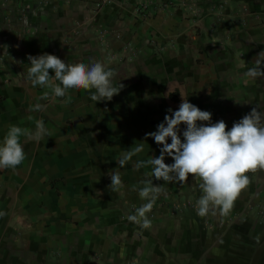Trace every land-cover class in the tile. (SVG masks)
Listing matches in <instances>:
<instances>
[{
    "label": "crops",
    "instance_id": "0c3cea01",
    "mask_svg": "<svg viewBox=\"0 0 264 264\" xmlns=\"http://www.w3.org/2000/svg\"><path fill=\"white\" fill-rule=\"evenodd\" d=\"M44 53L101 62L123 88L110 101L82 88L55 97L27 79L28 55ZM259 53L264 0H0V143L10 125L34 132L43 120L49 132L22 135L24 161L0 168V264H264V170L247 173L227 215L200 216L199 178L165 182L135 168L160 155L145 135L181 96L227 130L253 107L264 112V76L245 75ZM134 143L144 150L113 191L107 174ZM146 180L164 192L145 229L127 217L147 203Z\"/></svg>",
    "mask_w": 264,
    "mask_h": 264
},
{
    "label": "clouds",
    "instance_id": "9594fccd",
    "mask_svg": "<svg viewBox=\"0 0 264 264\" xmlns=\"http://www.w3.org/2000/svg\"><path fill=\"white\" fill-rule=\"evenodd\" d=\"M258 56L262 58L257 59L255 66L247 70L246 76H264V54L259 53ZM27 59L30 62L27 79L32 86L50 89L55 97H64L69 89L82 88L95 89L91 95L93 101H110L123 88V84L119 89L113 86L115 73L111 69L106 70L101 62H93L91 65L82 62L68 64L48 53L28 55ZM50 70L54 75H50ZM48 95L45 91L41 98L45 99ZM181 97L178 110L169 108V114L157 125L156 131L145 135V140L151 137L157 145L162 146L160 155L151 156L147 161H137L135 168L139 170L151 166V175L165 182L175 180L183 183L189 176L199 178L202 195L196 201L197 214L206 216L210 212L216 214L218 210L221 215H227L240 193L250 183L247 173L264 170V112L253 107L227 130L223 120L213 123L209 111L201 110ZM43 107L37 103L29 110L41 111ZM181 125H184L183 130ZM22 135L41 140L49 132L43 120L36 121L34 132L10 125L0 143V168L15 169L24 161L25 153L20 143ZM143 150L142 143H134L129 151L121 154L117 160L118 167L107 174L111 181L108 187L113 191L123 187L119 168ZM166 157H171L174 162L165 163ZM141 183L143 187L138 189V193L147 203L136 208L135 214L128 215L127 219L146 229L151 226L146 214L151 211L164 188L163 185L153 184L151 180ZM132 190L136 191L137 186L134 185Z\"/></svg>",
    "mask_w": 264,
    "mask_h": 264
}]
</instances>
